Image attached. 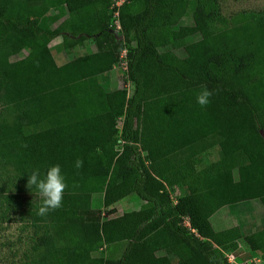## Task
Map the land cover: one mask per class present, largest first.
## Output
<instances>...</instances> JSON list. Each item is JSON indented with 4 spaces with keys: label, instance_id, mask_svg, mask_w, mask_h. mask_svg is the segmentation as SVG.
<instances>
[{
    "label": "trees",
    "instance_id": "1",
    "mask_svg": "<svg viewBox=\"0 0 264 264\" xmlns=\"http://www.w3.org/2000/svg\"><path fill=\"white\" fill-rule=\"evenodd\" d=\"M110 5L0 0V165L27 185L33 170L43 177L58 164L67 183L62 207L43 217L26 187V218L44 230L40 261L228 264L237 242L211 218L264 198V11L226 18L219 0H127L117 35ZM191 5L186 37L197 38L179 57L172 32ZM58 37L67 54L88 39L96 51L59 65L49 46ZM122 50L130 93L103 80ZM204 84L213 96L201 108ZM129 196L139 210L101 218ZM8 201L23 204L14 194ZM240 235L264 258V229Z\"/></svg>",
    "mask_w": 264,
    "mask_h": 264
},
{
    "label": "rangeland",
    "instance_id": "2",
    "mask_svg": "<svg viewBox=\"0 0 264 264\" xmlns=\"http://www.w3.org/2000/svg\"><path fill=\"white\" fill-rule=\"evenodd\" d=\"M219 5L222 15L226 18H230L236 13L242 11H264V0H219ZM192 9L193 6L191 5L187 14L172 32V38L175 45L174 52L179 57L186 56L190 51V44L197 38L186 37L185 28L192 23L190 15ZM54 13L53 10L47 11L48 15H54ZM62 20L63 18L59 19L56 23L51 24V28L56 27ZM109 28L114 34H119V32H115L112 18L110 19ZM59 39V51L53 48L51 49L57 64L65 63L74 57L96 51L94 41L88 39L81 47L69 46V54H67L64 52L66 50L63 47L62 39ZM54 45V42L50 44V46L53 47ZM123 51L124 50L121 51L118 65L114 68L111 74L106 75L103 80L110 89L124 88L130 93L132 90V84L128 82L126 76V59L123 57ZM25 55L26 52L22 51L18 55L12 57L11 60H18ZM60 55H62L61 58ZM118 126L121 127V120L118 122ZM14 174L11 165H0V203H3V205H1L0 213L6 214L8 218L7 222L0 223V264H42L40 256L44 253L45 246L37 245V238L39 235H42L44 230L35 233V228L32 227L29 220L26 218L25 213L28 208L27 203L30 195L26 185L22 184ZM239 177L241 179L243 178V171L241 169L239 170ZM177 192L178 191L174 193L171 192V195L174 197ZM13 194L15 197L22 198L23 204L19 205L8 201L10 195ZM138 200L139 199L135 196H131L130 202L132 201L134 203L133 205H135L138 203ZM263 203L264 198L262 200L246 201L222 208L213 218H211V224L215 230H223V235L228 242L236 241L244 244L239 233L251 234L264 229ZM115 205L116 206L114 207L117 211L116 214L107 216L104 214V210H102L101 218L106 219L113 216L115 217L124 212L135 210L130 204H127L126 199ZM244 248L249 251L247 246H244Z\"/></svg>",
    "mask_w": 264,
    "mask_h": 264
},
{
    "label": "clouds",
    "instance_id": "3",
    "mask_svg": "<svg viewBox=\"0 0 264 264\" xmlns=\"http://www.w3.org/2000/svg\"><path fill=\"white\" fill-rule=\"evenodd\" d=\"M200 87L201 91L196 96V102L201 108H206L211 103L213 92L208 89L206 84ZM75 166L81 168L83 161L78 159ZM26 187L33 195L41 199V205L38 208L37 215L43 217L62 207L67 183L60 166L57 164L49 167L43 177L39 169L33 170L28 175Z\"/></svg>",
    "mask_w": 264,
    "mask_h": 264
},
{
    "label": "built area",
    "instance_id": "4",
    "mask_svg": "<svg viewBox=\"0 0 264 264\" xmlns=\"http://www.w3.org/2000/svg\"><path fill=\"white\" fill-rule=\"evenodd\" d=\"M126 2L127 0H111L110 10L116 33L121 31L119 9ZM123 57H126V50L123 51ZM224 256L228 264H264V258L246 250L244 245L239 242H237V248L234 251L224 253Z\"/></svg>",
    "mask_w": 264,
    "mask_h": 264
},
{
    "label": "crops",
    "instance_id": "5",
    "mask_svg": "<svg viewBox=\"0 0 264 264\" xmlns=\"http://www.w3.org/2000/svg\"><path fill=\"white\" fill-rule=\"evenodd\" d=\"M59 38H60V37L55 38V39L52 41V42H54V44H55L54 47L49 45L51 49L53 48V49L59 51V47H60V39H59ZM52 42H51V43H52ZM51 43H50V44H51ZM92 52H95V51H92ZM64 54H65V53H64ZM61 57H62V55H60V58H61ZM60 58H59V59H60ZM61 64H63V63H61ZM59 65H60V64H59ZM114 68H115V67H114ZM114 68H113V70H114ZM113 70H112V71H113ZM112 71H111V72H112ZM111 72H110L109 74H111ZM126 200H127V204H128V205L130 204L133 208H135V210H130L129 212H133V211H137V210H139L140 207H141L142 204H143V202H142L141 200H138V203L135 204V205H133L134 203H133L132 201L130 202V200H131V196L127 197ZM261 200H262V199H261ZM263 204H264V203H263ZM115 206H116V205H115ZM263 208H264V207H263ZM263 210H264V209H263ZM213 217H214V216H213ZM213 217H212V218H213ZM225 229H230V228H225ZM225 229H224V230H225ZM220 232L223 233V230L220 231Z\"/></svg>",
    "mask_w": 264,
    "mask_h": 264
}]
</instances>
